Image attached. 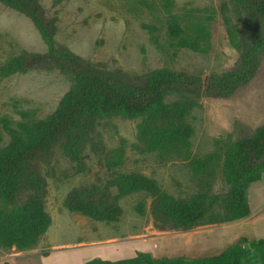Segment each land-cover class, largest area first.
<instances>
[{"label":"rangeland","instance_id":"1","mask_svg":"<svg viewBox=\"0 0 264 264\" xmlns=\"http://www.w3.org/2000/svg\"><path fill=\"white\" fill-rule=\"evenodd\" d=\"M49 17L57 18L56 39L82 59L123 84L149 70L168 67L203 78L221 77L245 70L234 41L248 45L264 39V17L245 14L235 0H40ZM176 20L186 35L199 41L201 50L179 47L169 37L168 22ZM145 24L157 26L150 31ZM23 53L35 56L37 65L4 77L0 73V117L14 127L43 119L53 113L75 82V75L51 54L33 21L0 2V70ZM37 56V57H36ZM255 76L238 84L227 95L206 89L178 86L169 89L166 100H191L187 121L194 127L192 152L197 157L214 155L215 161L196 174L189 160L161 159L156 151L138 146L141 118L122 115L98 118L92 141L84 150L88 169L75 171L74 161L59 146L40 173L47 180L46 210L52 223L38 243L28 249L0 247V264H81L89 258L123 259L138 251L154 257L184 256L195 259L222 252L240 237L264 238V227L254 228L249 217L211 223L214 213H224V196L231 184L225 174V155L239 139L252 136L264 124V48L258 55ZM0 148L11 140L0 125ZM124 149V161L107 166L110 152ZM139 171L155 178L162 189L182 199L205 193L211 210L197 226L187 230H162L152 214L154 198L134 192L119 199L118 221H98L69 211L64 200L74 187H104L118 173ZM112 192L117 190L112 187ZM264 205V174L248 190ZM21 193L17 204L27 198ZM252 199V198H251ZM145 203V213L136 207ZM1 205V204H0ZM254 207V202L251 203ZM14 204H10L9 208ZM264 216V212L262 213ZM248 223V226L245 224ZM264 225V221L260 225ZM256 232V233H254ZM248 234V235H246ZM48 252L49 255L44 256ZM245 264H261L259 253L250 251Z\"/></svg>","mask_w":264,"mask_h":264},{"label":"trees","instance_id":"2","mask_svg":"<svg viewBox=\"0 0 264 264\" xmlns=\"http://www.w3.org/2000/svg\"><path fill=\"white\" fill-rule=\"evenodd\" d=\"M249 17H264V0H235ZM30 18L47 43L56 60L75 75V82L62 97L56 110L47 117L13 126L8 117H0V125L11 140L0 148V247L24 250L35 246L49 229L52 218L46 210L47 180L40 173L41 163H48L61 145L74 161L75 171L85 172L84 150L92 141L98 118L122 115L141 118L138 126V146L145 151L158 152L161 159L172 157L189 160L196 174L206 172L214 163V155L197 157L192 152L194 127L187 121L193 108L191 100L167 101L166 93L178 86L206 89L211 94L227 95L240 83L251 80L258 69V53L264 39L248 45L234 41L239 48L245 70L221 77L198 76L168 67L149 70L128 78L127 84L106 75L92 63L82 59L56 39L57 18L49 17L40 0H0ZM171 5V0H166ZM150 31L155 25L145 24ZM169 37L179 47L200 51L199 41L186 35L185 28L176 20L168 22ZM37 57V56H36ZM37 65L34 55L23 53L13 57L0 73L7 77ZM1 139V137H0ZM109 168L124 161V149L110 152ZM225 174L231 184L224 196V213H214L211 223L240 220L250 214L248 189L264 174V124L250 137L237 140L225 155ZM112 187L117 193L112 192ZM28 191L22 203L16 202ZM134 192H144L154 198L152 214L162 230H187L200 224L211 210L205 193L189 199L177 198L159 182L142 172L118 173L104 187L98 185L74 187L66 196L64 206L72 212L108 223L118 221L122 214L119 199ZM10 204H14L9 208ZM136 210L145 213V203ZM259 253L264 264V238L250 240L240 237L222 252L195 259L184 256L154 257L150 252L138 251L123 259L91 258L81 264H245L250 251ZM49 255L48 252L44 256Z\"/></svg>","mask_w":264,"mask_h":264},{"label":"crops","instance_id":"3","mask_svg":"<svg viewBox=\"0 0 264 264\" xmlns=\"http://www.w3.org/2000/svg\"><path fill=\"white\" fill-rule=\"evenodd\" d=\"M255 195L256 194H253L252 197H251L249 195V193H248L249 205H250V214L247 217H249V220L251 221V223L254 226V228H257L258 229V228L264 227L263 224L260 225V226H258L259 224H261L262 221H264V216L262 215V213L264 212V205L260 203V197L259 196L256 197ZM252 202H254V204H255L254 207H251L252 206L251 205ZM245 226H248V223L245 224ZM254 233H256V232H254ZM246 235H248V234H246ZM258 235H260V237L261 236H264V232L261 231V234H258ZM89 259H91V258H89Z\"/></svg>","mask_w":264,"mask_h":264}]
</instances>
